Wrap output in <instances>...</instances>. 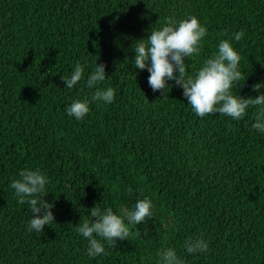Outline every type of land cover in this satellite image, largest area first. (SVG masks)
Returning <instances> with one entry per match:
<instances>
[{
  "label": "trees",
  "instance_id": "trees-1",
  "mask_svg": "<svg viewBox=\"0 0 264 264\" xmlns=\"http://www.w3.org/2000/svg\"><path fill=\"white\" fill-rule=\"evenodd\" d=\"M189 14L208 31L201 54L185 58L189 73L231 38L245 77L233 93H264L253 91L264 83V0H0V264H162L167 248L183 264H264L256 109L239 121L201 118L174 80L154 92L147 69L133 67L135 41ZM77 62L84 76L68 89L62 77ZM97 63L108 77L97 87H112L115 99L90 104L78 121L66 108L94 93L86 82ZM26 169L50 180L43 198L55 222L39 233L28 231L30 206L10 187ZM146 197L151 218L113 246L102 240L107 255H87L75 225L92 219L93 207L119 215ZM201 235L208 251L189 254L185 240Z\"/></svg>",
  "mask_w": 264,
  "mask_h": 264
},
{
  "label": "clouds",
  "instance_id": "clouds-1",
  "mask_svg": "<svg viewBox=\"0 0 264 264\" xmlns=\"http://www.w3.org/2000/svg\"><path fill=\"white\" fill-rule=\"evenodd\" d=\"M207 34V28L195 15L189 14L182 20H176L173 16L166 17L161 27L152 28L147 38L133 44V67L142 71L147 69L150 73L148 83L154 92L169 88L168 81L174 80L176 85L183 88V95L193 112L201 118L220 113L239 121L244 119L249 108H255L252 128L264 133V93L244 98L232 91L245 77L239 69L242 57L234 48L231 38L221 39L218 51L204 60L196 72L189 73L185 58L201 54ZM222 35L227 36V33ZM244 35V31L235 33V41H240ZM84 72L85 68L77 62L72 74L62 77L66 88L72 89L77 85ZM106 78V65L97 63L86 82L89 89L96 90L90 97L74 100L66 108L67 114L79 121L90 112V104L101 101L105 104L113 103L114 89L110 86L106 89L97 87ZM261 88H264V83H257L253 91L259 92ZM19 177L12 180L10 187L14 189L19 204L28 203L30 206L32 218L28 231L43 232L46 225L51 226L55 222L52 211L54 205L43 198L50 180L39 169L23 170ZM154 207L152 199L146 197L137 200L131 211L125 208L118 215L111 207L102 210L97 204L90 210L92 219L82 218L79 225H75V231L87 239V255L93 258L107 255L105 244L101 241L113 246L117 240L128 239L129 225H139L145 222L146 217L151 218ZM183 246L189 254L203 253L208 251L209 242L201 235L189 237ZM158 255L162 264H183L172 248L162 249Z\"/></svg>",
  "mask_w": 264,
  "mask_h": 264
}]
</instances>
